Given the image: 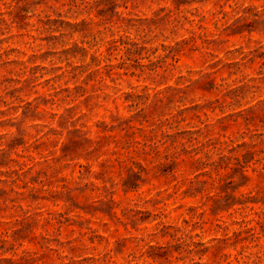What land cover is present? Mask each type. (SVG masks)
Instances as JSON below:
<instances>
[{
    "label": "rangeland",
    "instance_id": "rangeland-1",
    "mask_svg": "<svg viewBox=\"0 0 264 264\" xmlns=\"http://www.w3.org/2000/svg\"><path fill=\"white\" fill-rule=\"evenodd\" d=\"M0 264H264V0H0Z\"/></svg>",
    "mask_w": 264,
    "mask_h": 264
}]
</instances>
